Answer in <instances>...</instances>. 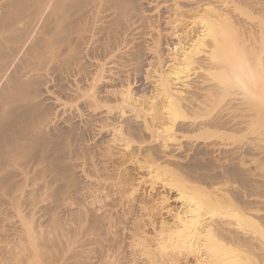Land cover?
<instances>
[{
	"label": "bare ground",
	"instance_id": "1",
	"mask_svg": "<svg viewBox=\"0 0 264 264\" xmlns=\"http://www.w3.org/2000/svg\"><path fill=\"white\" fill-rule=\"evenodd\" d=\"M254 63L264 66V0H0L3 264H13L17 242L36 234L66 242V226L76 232L86 221L100 225V261L109 264H253L247 254L264 255V225L246 211L217 219L230 196L211 180L252 172L228 158L210 166L206 146L182 139L264 107V93L248 92L264 91ZM127 163L172 174L179 181L167 186L179 205L170 207L165 191L148 203L135 196L138 185L113 173ZM107 188L126 205L114 221L110 204L97 203Z\"/></svg>",
	"mask_w": 264,
	"mask_h": 264
},
{
	"label": "rangeland",
	"instance_id": "2",
	"mask_svg": "<svg viewBox=\"0 0 264 264\" xmlns=\"http://www.w3.org/2000/svg\"><path fill=\"white\" fill-rule=\"evenodd\" d=\"M241 1V0H240ZM243 3V2H242ZM241 3V4H242ZM245 6L246 4H242V6ZM246 9L248 10H252L253 11V16H257L258 17L260 16V11H257V10H254V8H250L248 6H245ZM239 55H242V54H238V57L241 58V56ZM244 56V55H242ZM153 61L154 58L152 59ZM257 64V63H256ZM247 65V64H246ZM255 63L253 64V68H252V65L250 66V68L253 70V69H256L258 66H256V68H254L255 66ZM259 65V64H258ZM249 65H247L245 67V69L248 67ZM263 66V65H262ZM261 65H259V68L258 71L263 72V74H258L257 77H260L261 75H263V77H260L259 81H262V78L264 79V69H261L259 70L261 67ZM264 67V66H263ZM249 69L247 68V72L249 73L250 71H248ZM251 70V71H252ZM263 70V71H262ZM254 71V70H253ZM239 72V71H238ZM242 72V71H240ZM239 72V73H240ZM244 72V71H243ZM243 72H242V75H243ZM255 72H257V70H255ZM236 73V72H235ZM245 73V72H244ZM253 73V72H251ZM250 73V74H251ZM258 73V72H257ZM241 74V73H240ZM255 74V73H254ZM239 75V74H238ZM252 75V74H251ZM260 75V76H259ZM218 79V78H217ZM264 82V81H263ZM145 86H149V80H146L145 82ZM140 83H137L136 85H139ZM249 84H251V82H249ZM263 85L261 86L264 87V83H262ZM151 86V84H150ZM137 87V86H135ZM250 88L251 85H249ZM136 89V88H135ZM253 89V88H252ZM260 89V88H259ZM138 90V89H137ZM261 90V92H260ZM258 91H256V93H254V89L251 91V89L248 91L249 93H252L255 94V96L258 94L257 92H259L260 96L257 95L256 99H259L261 98V96L263 95L264 91H263V88L260 89ZM251 91V92H250ZM233 95H230L232 94ZM230 94H228V96H226L227 99H225V97L223 98L224 101H222L221 103H219L221 106L225 104H227V102L229 103L230 101H232L234 99V96H236V94L234 92H231ZM230 96V97H229ZM254 96V95H253ZM254 96V97H255ZM264 96V95H263ZM263 99L260 101L261 103L263 102L264 100V97H262ZM226 100V101H225ZM228 100V101H227ZM259 103V106L260 104ZM220 105L217 104V107L212 110V114L214 115L215 112H217L219 110V108L221 107ZM261 106H264V104ZM258 109L260 110H255L256 111H260V116H261V113L264 112V107L263 108H260V107H257ZM245 111V113H244ZM250 111V112H249ZM238 112V113H237ZM251 112L253 113L251 115ZM254 112V108H252V111H251V108H249L248 110H243L242 112L240 111H236V114L234 113H231V121L233 122H230L229 125H226L224 128L222 126H219V127H216V126H213L212 128H210L209 130L207 131H204V132H198V133H195V134H189L187 137H183L185 139H182L183 142L184 141H189L194 144L195 147H198L200 146L201 148H203L205 151H207L208 153V156L209 158L206 157V159L204 160V162H207L210 161L209 159L211 158V162H209L208 164L211 166V164L213 163V165L216 164L217 165H220L222 164V161L225 160L226 158H228V162H232L230 165L231 167L233 168H240L242 170H245L247 173H255V174H247V177L245 176V178L243 179H234L230 182H226V180L224 178H222L221 180V175L218 174V175H215V177H212V181H214L213 185L215 186V183H216V188H214L216 191L219 192L220 190V193L222 194H225L230 197L229 202L228 203V206L226 205H222L220 207H216L217 209L213 208V210L215 211V217L217 219L220 218V220L224 219V220H227L230 218H232V215L233 212L235 213V211H246V213H249L250 216L258 221H260V223H262V226L264 225V119L262 117L259 116V113L257 116H255ZM257 113V112H256ZM264 114V113H263ZM234 115V116H233ZM237 116V117H236ZM262 118V119H260ZM250 118V119H249ZM235 119V120H234ZM244 119V120H243ZM247 120H249L247 122ZM243 121V122H242ZM238 122V123H237ZM236 123V124H235ZM246 123H249V124H246ZM261 123V124H260ZM246 124V125H245ZM232 125V126H231ZM240 125V126H239ZM249 125V126H248ZM245 126H247L245 128ZM233 127V128H232ZM242 128V129H241ZM218 129V130H217ZM195 136V137H194ZM102 137V136H101ZM111 136H108L106 135V138H110ZM198 137V138H197ZM193 139V140H192ZM241 147H240V146ZM206 146V147H205ZM205 147V148H204ZM244 147V148H243ZM248 147V148H247ZM200 148V149H201ZM246 148V149H245ZM239 149V151H238ZM241 151V152H240ZM245 151V152H244ZM262 151V152H260ZM260 152V153H259ZM243 155H241V154ZM211 155V156H210ZM227 155V156H226ZM231 155V156H230ZM238 155V156H237ZM222 156V157H221ZM226 156V157H225ZM242 156V157H241ZM238 157V158H237ZM240 157V158H239ZM233 158V159H232ZM223 159V160H221ZM236 159L238 161V163L236 162ZM240 160V161H239ZM215 161V162H214ZM217 161V162H216ZM220 161V163H219ZM234 162V163H233ZM203 164V163H202ZM239 164V166L237 165ZM229 165V166H230ZM241 166V167H240ZM117 170V171H116ZM114 170V176H118L120 177L121 179H123L126 183V186L128 184L132 185V186H137V189L139 188V190H137V192L135 193V196H139V198H144V200L148 203V200H150L149 198L151 197L152 199H154L155 197H159L157 193H160V192H164L165 193H168V196L171 197L170 200H169V204H170V207H177L179 205V202L177 200H174L175 199V195L176 193L174 192V190H171L168 189V184H172L171 182H173V184H176L178 183L177 181L179 180H176L175 177L173 178V175L172 174H169V173H164V172H160L159 170H157L156 168L154 169L151 168V171L150 173L148 174L147 170L145 169H140L137 167V165H133L132 163H127V164H123L121 167H119L118 169ZM218 171V168L216 169ZM119 171V172H118ZM95 171H89L90 175L93 177L94 175V178L96 179L97 181V178L98 176L97 173H94ZM129 172V173H128ZM124 173V174H123ZM131 173V175H130ZM96 174V175H95ZM118 174V175H117ZM259 174V175H258ZM126 175V176H125ZM254 175V176H252ZM143 176V177H142ZM258 176V177H257ZM114 177V178H115ZM127 177V178H125ZM136 177V178H135ZM220 177V179H219ZM254 177V179L252 178ZM129 178V180H128ZM217 178V179H216ZM174 179V180H172ZM216 179V180H215ZM256 179V180H255ZM209 180V178H208ZM219 180V182H218ZM259 180L261 181L260 184H259ZM143 181V182H142ZM168 181V182H167ZM255 181L257 182L255 185ZM175 182V183H174ZM223 182V183H222ZM252 182V183H251ZM140 183V184H139ZM166 183V184H165ZM154 184V186H152ZM232 187H231V185ZM259 184V185H258ZM129 185V186H130ZM257 187H255V186ZM163 186V187H162ZM165 186V187H164ZM213 186V187H214ZM226 186V187H225ZM229 186V187H228ZM131 187V186H130ZM154 187V188H153ZM227 187H228V190H227ZM153 190H152V189ZM166 188V189H165ZM224 188V189H223ZM226 188V189H225ZM237 188V189H236ZM247 191L245 192L246 194H248V198L252 201L251 204L249 206H247L246 204H244V199L242 197V194H240L239 192H242V190ZM255 188V189H254ZM108 189V190H107ZM105 190V192H103L102 194V198L100 199V201L98 200V207L100 206H106L107 204H110V205H107V207L110 208V214L114 215L112 216L113 218H111L113 221L116 220L117 216L120 215L121 212L124 211V208H126V205H124V203H117L118 202V195L117 194H113L112 191L107 188ZM143 189V190H142ZM219 189V190H218ZM234 189V191H233ZM239 189V190H238ZM242 189V190H241ZM162 190V191H161ZM225 190V191H224ZM241 190V191H240ZM144 193H143V192ZM149 191V192H148ZM152 191V192H151ZM169 191V192H168ZM114 195H112L111 193ZM142 193L144 195H142ZM148 193V194H146ZM238 193V194H237ZM105 194V195H104ZM109 195V196H106V195ZM151 194V195H150ZM236 194V195H234ZM148 195V196H146ZM171 195V196H170ZM142 196V197H141ZM150 196V197H149ZM154 196V197H152ZM235 196V197H234ZM104 197V198H103ZM148 197V198H147ZM237 197V198H236ZM255 197V198H254ZM110 198V199H109ZM246 198V197H245ZM148 199V200H147ZM172 199V200H171ZM233 199V200H232ZM257 199V200H256ZM106 200V201H105ZM172 201V202H171ZM177 201V202H176ZM105 202V203H104ZM112 202V203H111ZM150 202V201H149ZM234 202V203H233ZM256 202V203H255ZM101 203V204H100ZM244 206H243V204ZM112 204V205H111ZM115 204V206L113 205ZM123 204V205H122ZM255 204V205H254ZM259 204V205H258ZM118 205V206H117ZM239 205V206H238ZM112 206V207H111ZM118 207V208H117ZM228 207H230L229 209H227ZM231 207H232V211H231ZM253 207V208H252ZM221 208V209H219ZM225 208V209H223ZM248 208V209H247ZM121 209V210H120ZM237 209V210H236ZM254 209V210H253ZM256 209V212H254ZM261 209V210H260ZM118 210V211H117ZM120 210V211H119ZM235 210V211H234ZM248 210V211H247ZM252 210V211H250ZM259 210V211H257ZM162 211H165V210H162ZM213 212L212 210L209 212V215H211L210 213ZM236 212V213H237ZM260 212V213H258ZM100 213V210L99 212ZM231 213V214H230ZM253 213V214H252ZM117 214V216H116ZM212 214V215H213ZM229 215V217H227ZM208 215V214H207ZM206 215V216H207ZM256 215H259V216H256ZM205 216V217H206ZM263 216V217H261ZM227 217V218H226ZM261 217V218H260ZM87 222V221H86ZM84 222L82 227L79 229H76L77 233L74 232L75 230L72 231V226L68 225L66 226L65 228V233L67 234H70L69 238L66 239V242L65 240L62 241V242H56L55 239L53 238V234L52 236L49 234H47V236H45L44 234H36V238L34 239L33 238V241L31 242H28V241H22V242H17L14 249L12 250V253L9 254L8 258H10V261L13 263V264H33L32 262L30 263V261H34V264L36 263H40V264H109V260L107 259H104L105 262L103 259L104 262L100 261V225L97 226L96 224H92L90 222L89 223H86ZM237 222V221H236ZM245 222H240V228L241 229L240 231H243V232H248L250 231L249 234H252V236L254 237V241L257 239L258 242L260 241L261 238H259V236H261V234H259V232H255L253 231L252 227L248 224V223H245ZM91 224V225H90ZM89 225V228L88 226ZM242 225V227H241ZM249 225V226H247ZM70 226V227H69ZM97 226V227H96ZM99 228V229H96V228ZM234 227L237 228V225H235ZM239 227V226H238ZM264 227V226H263ZM87 228V229H86ZM91 228V229H90ZM248 228V229H247ZM251 228V229H250ZM50 229V228H49ZM70 231H69V230ZM86 229V230H85ZM243 229V230H242ZM247 229V230H246ZM79 230V231H78ZM48 231V230H47ZM69 231V232H68ZM252 231V232H251ZM81 232V233H80ZM85 232V233H84ZM90 232V233H89ZM98 232V233H97ZM255 232V233H254ZM74 234V235H73ZM77 234V235H76ZM256 234V235H255ZM258 234V235H257ZM92 235V236H91ZM98 235V236H97ZM34 236V237H35ZM79 236H82V237H79ZM94 236V237H93ZM255 236L257 238H255ZM51 237V238H50ZM104 237V235H103ZM102 237V238H103ZM263 237V235L261 236ZM44 238V239H43ZM86 241H84L85 239ZM88 238V239H87ZM94 238V241L92 240ZM264 238V237H263ZM262 238V239H263ZM40 239V240H38ZM76 239V240H75ZM79 239V240H78ZM82 239V240H81ZM92 241H90V240ZM52 240V241H51ZM71 241V243H70ZM106 240H104L103 242H105ZM73 242V243H72ZM86 242V243H84ZM93 242V243H91ZM98 242V243H97ZM51 243V244H50ZM69 243V244H68ZM90 243V244H89ZM62 244V246H61ZM87 244V245H86ZM67 245V246H66ZM83 245V246H82ZM92 245V246H91ZM97 245V246H96ZM44 246V247H43ZM56 246V247H55ZM96 247V248H95ZM42 248V249H41ZM60 248V249H59ZM65 248V249H64ZM83 248V249H82ZM98 248V249H97ZM37 249V250H36ZM95 251H93V250ZM253 249L252 248H248V251ZM39 250V251H38ZM59 250V251H58ZM89 250V251H87ZM92 250V251H91ZM254 253H251L253 252ZM251 251H249V253L247 254V256L252 260H249V258L247 259V261H250L251 263H258V264H264V255L261 253L260 254V250H256V249H253ZM260 251V252H259ZM39 252V253H37ZM89 252V253H88ZM94 254H93V253ZM257 252V253H256ZM259 252V254H258ZM85 253V254H84ZM139 253V252H138ZM251 253V254H250ZM38 254V255H37ZM82 254V256H81ZM255 254L256 257H255ZM37 255V256H36ZM40 255V256H39ZM85 255V256H84ZM94 255V256H93ZM250 255V256H249ZM6 256V255H5ZM33 256V257H32ZM36 256V257H34ZM142 256V255H141ZM140 256V257H141ZM246 256V257H247ZM253 256V257H252ZM260 256V257H259ZM15 257H16V260H15ZM88 257V258H87ZM95 257V258H94ZM29 260H28V259ZM33 258V259H32ZM35 258V259H34ZM41 259V260H40ZM256 259V260H255ZM260 259V260H259ZM13 260V261H12ZM15 260V261H14ZM27 260V261H26ZM139 260H145V257L142 256L141 259ZM255 260V262H253ZM258 260V262H257ZM5 261V257L2 256L0 254V264H3ZM7 261V260H6ZM21 261V262H20ZM102 262V263H101Z\"/></svg>",
	"mask_w": 264,
	"mask_h": 264
}]
</instances>
